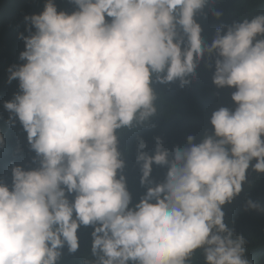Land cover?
<instances>
[{
  "label": "clouds",
  "instance_id": "9594fccd",
  "mask_svg": "<svg viewBox=\"0 0 264 264\" xmlns=\"http://www.w3.org/2000/svg\"><path fill=\"white\" fill-rule=\"evenodd\" d=\"M68 2L71 12L46 0L24 16L22 63L7 70L18 81L7 123L22 125L35 156L0 182V264H59L65 247L78 251L81 226L93 228L85 264H190L197 250L204 264H252L223 209L250 169L264 173V13L221 23L208 44L196 17L209 0ZM206 54L232 106L212 111L199 141L168 148L155 137L149 154L137 136L145 191L134 198L121 130L149 125L155 86L188 87Z\"/></svg>",
  "mask_w": 264,
  "mask_h": 264
},
{
  "label": "trees",
  "instance_id": "16d2710c",
  "mask_svg": "<svg viewBox=\"0 0 264 264\" xmlns=\"http://www.w3.org/2000/svg\"><path fill=\"white\" fill-rule=\"evenodd\" d=\"M58 10L71 12L74 6L68 0H54ZM46 0H0V136L3 145L0 146V182L11 183V169L15 165L32 167L31 159L35 152L30 149L27 134L17 121L10 126L7 121L9 112L4 108V102L13 98L18 91V81L7 82L8 68L13 64L22 63L19 53L24 50V42L20 34L28 35L25 30V15L38 14L43 10ZM212 10L223 15L217 19ZM264 13V0H209V4L198 14L196 19L202 28V38L211 44L216 28L221 23L231 24L243 18H251ZM208 56L197 66L195 78L191 84L181 89L179 82L168 85H156L157 114L145 127L132 130H121L120 148L125 152L124 174L129 190L134 198L145 189L140 186V165L136 163V137L144 138L148 143L147 151L152 154L155 137H160L165 147L185 145L188 135H195L197 141L206 130H210L209 118L212 111L221 106H232L230 89H217L212 82L214 66H205ZM164 169L153 165V178H163ZM251 200L258 208H249ZM225 222L236 233L242 234L247 240V257L252 264H264V173L249 170L243 191L231 204L224 206ZM91 226H81L78 229L80 247L70 254L65 247L59 264H85L94 261L91 254ZM190 264H204L200 250L194 254Z\"/></svg>",
  "mask_w": 264,
  "mask_h": 264
}]
</instances>
